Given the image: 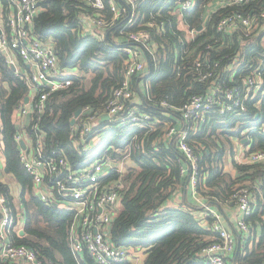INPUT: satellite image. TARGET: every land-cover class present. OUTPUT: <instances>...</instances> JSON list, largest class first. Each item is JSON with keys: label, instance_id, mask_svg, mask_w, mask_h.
Instances as JSON below:
<instances>
[{"label": "trees", "instance_id": "obj_1", "mask_svg": "<svg viewBox=\"0 0 264 264\" xmlns=\"http://www.w3.org/2000/svg\"><path fill=\"white\" fill-rule=\"evenodd\" d=\"M2 1L4 5L9 3ZM37 1L41 10L32 22L33 36L54 46L62 69L78 72L70 75L71 86L52 94L46 112L40 120L34 116L31 125L38 123L47 144L63 150L74 165L84 160L70 139L76 112L87 106L103 108L124 80L130 58L127 50L146 55L128 34L144 30L150 36L148 43L155 45L154 54L147 53L149 60L146 58L150 74L132 78L134 92L138 89L143 98L140 108L153 116V126L118 128L104 122L107 128L95 149L100 156L123 160L129 155L132 160L123 177L125 187L108 240L116 246L143 251L142 264H208L202 251L220 239L211 228L214 209L207 207L223 215V205L238 207L235 195L241 187H247L256 202V211L244 219L251 236L236 230L237 246L229 263L264 264V163L248 164L236 159V143L244 140L245 133L249 153L264 150V135L260 132L264 115L256 106L261 94L246 102V112L220 115L215 108L199 129L190 131L187 141L198 167L196 192L204 198V206L190 200V169L182 171L188 161L178 149L177 138L164 137L169 123L176 124V118L182 116L179 109L194 95L208 90L209 83L197 79L200 69L195 60L199 55L207 62L221 61L220 71L237 59L234 80L228 79L234 85L242 84L243 78L262 64L264 32L252 38L244 37L242 32L225 35L217 31V23L240 10L259 11L264 0L220 7L213 12H208L209 6L217 0H193L194 7L189 10H180L182 0H135L134 6L126 0H104L103 10L98 12L109 27L96 26L99 33L85 32V20L98 13L90 0ZM112 4L119 11L115 19ZM193 30L196 32L192 37ZM138 78L149 82L148 89L137 88ZM30 91L24 77L0 55V135L6 158L2 176H11L20 185L22 205L20 212L10 182L0 177V192L14 219L8 236L12 234L14 245L35 250L44 264H95L87 253L82 261L74 254L72 216L37 198L32 179L20 162L13 117ZM162 102L175 109L164 107ZM226 165L236 175L227 172ZM177 193L181 194V203L173 205ZM21 213L25 217L22 237L14 230ZM2 217L0 211V223ZM0 264L26 263L0 259Z\"/></svg>", "mask_w": 264, "mask_h": 264}, {"label": "built area", "instance_id": "obj_2", "mask_svg": "<svg viewBox=\"0 0 264 264\" xmlns=\"http://www.w3.org/2000/svg\"><path fill=\"white\" fill-rule=\"evenodd\" d=\"M135 5V0H126ZM255 0H217V8L226 6H246ZM15 8L5 24L0 22V55L5 56L6 62L15 66L10 52L16 51L32 70L23 75L30 88L29 101L23 102L17 110L18 131L14 134L20 151V162L32 179L37 198L46 205L58 207L72 216L71 242L75 254L87 253L95 264H131V248L116 246L108 240L112 222L120 208L121 193L125 187L123 177L127 168L132 166V160L126 155L123 160H116L110 155L100 156L95 151L104 137L107 127L104 122L115 124L118 128L152 127L153 116L138 110L133 104L135 92L132 78L145 74L147 63L138 50L129 49L130 58L126 62L124 80L115 88L103 108L93 109L90 106L82 109L75 118L71 129V143L78 151L83 163L74 165L63 150L47 144L45 134L38 123L31 125L34 116L40 120L46 112L47 102L53 93L71 86L70 75L73 70L62 69L52 44H45L33 36L32 22L41 8L37 0H8ZM95 11L104 8V0L89 1ZM194 7L193 0L181 2V9L189 10ZM115 18L119 11L112 4ZM91 22L100 29L108 28L107 22L100 16L92 17ZM217 31L232 35L242 32L244 37L252 38L264 32V5L259 10L247 9L234 12L222 17L217 23ZM195 30L190 32L193 37ZM130 41L140 45L148 54L153 55V44H149V34L144 31L128 34ZM209 49V47H208ZM237 59L232 65L220 71L221 61L207 62L199 55L195 65L200 72L198 81L208 82V90L200 95H194L187 104L179 109L182 122L180 125L171 124L167 128V138H177L178 149L185 155L190 169V184L194 195H197L196 184L198 177L197 158L187 139L190 131H196L204 123L207 115L217 108L220 115L244 113L247 111L246 102L258 94L261 98L256 106L264 115V61L260 66L247 74L242 84H232L234 80ZM148 89V87H146ZM164 107L175 109L166 102ZM72 119V120H73ZM32 128V132L28 131ZM264 135V120L260 128ZM25 141L26 147L20 145ZM248 141V139H247ZM245 139L236 149L238 161L248 164L264 163V150L248 152ZM0 145L4 148L2 136ZM187 172V168H182ZM237 206L242 218L237 226L242 234H248L250 227L244 220L246 216L256 211V202L247 187H241L235 195ZM208 210L210 208L207 207ZM0 211L3 215L0 223V259L1 261L23 262L26 264H44L38 258L35 250L24 245H14L7 240L8 231L14 224L11 209L0 192ZM211 228L219 236V241L210 244L202 253L208 264H230L229 257L236 250L237 239L225 225L223 215L211 210ZM25 223L21 213L18 224Z\"/></svg>", "mask_w": 264, "mask_h": 264}, {"label": "crops", "instance_id": "obj_3", "mask_svg": "<svg viewBox=\"0 0 264 264\" xmlns=\"http://www.w3.org/2000/svg\"><path fill=\"white\" fill-rule=\"evenodd\" d=\"M216 2L209 6L210 8H209L208 12H213L216 9H218L217 8V5H216ZM14 11H15V8L12 5H10V3H8L7 5H4L3 4V1L0 0V22H2L3 24H5L6 21H7V18L11 14H13ZM84 24H85V26H84L85 32H87V33H97L98 32L99 33V29L91 22V20H89V18L85 20V23ZM153 46H155V45L153 44ZM10 54H11V56L14 59V62H15V66H12V67H15L13 69L15 71H17V73H20L23 76V75H26L27 73H29L32 70V68L27 63H25L23 61V59L21 58V56L18 55V53L16 51H14V52L11 51ZM142 58L146 62V58L147 57H146L145 54L142 56ZM77 72H78L77 69L76 70H73V73H77ZM144 73H145V76H147L148 73L150 74V70H147V68H146V70H145ZM138 76L139 77L140 76L143 77L142 74H140ZM137 86H138L137 88H139L142 91H144L146 89V87H149V82L147 80L142 79V78H138ZM135 92L136 93H135V97H134L132 106H134L138 110H141L140 105L143 102V98H142V95L140 93H138V89ZM13 119H14L15 123H18L20 121V119L18 120L17 111L15 112ZM176 119L178 120V122L176 124L177 125H180L181 122H182V117L180 116L179 118H176ZM0 124H1V120H0ZM171 124H173V123L172 122L169 123V125L167 127H169ZM200 126H198L197 129H199ZM164 137L167 138L166 137V134L164 135ZM1 150H2V153L0 155V166H2V170L1 171H3L4 170V167H5V163H6V158H5L4 153H3V147L0 145V151ZM185 167L187 168V172H189L188 165H186ZM228 167H230V168L228 169ZM225 169H226L227 172H231L232 174L236 175V172L232 169V167L230 165H226L225 166ZM1 171H0V177L3 178V180H4L5 179V176L3 177L1 175ZM6 172H8V169H6ZM14 183L16 185H12L11 183H10V185H11V188H12L13 195L16 197L17 205L21 209L20 210V212H21L22 211V205H21V202L19 200L20 199L19 198V195H20L21 187H20L19 184H17V182H14ZM189 193H190V198H191L190 200H193L194 202L196 201V203L205 205L204 204V198L202 196H200L198 194L197 195H194V193L192 191V188H191V184H190V192ZM253 200H254V198H253ZM172 201L174 202L173 205H178L179 203H181V194L180 193H177L176 196L173 198ZM223 206H224V209H223V217H224V220H225V225L227 226V228L229 230H231L235 234H237L236 230L237 231L239 230L238 229V226H237V223L242 218V215L239 212L238 207H232V206H228L226 204H224ZM208 208L216 210L213 207H208ZM23 229H24V224L20 222L19 224H17V226H16V228L14 230L16 231V233L19 236L22 237L23 235L21 233H22V231H24ZM250 234H245L244 236L245 237H250L251 236ZM7 240L9 242H13V236H12V234H10L9 236L7 235ZM251 245H252V243H251ZM72 249H73V247H72ZM84 254L85 253H80V254H75V255L78 256V258L82 261L84 259ZM58 257L60 258V255H58ZM144 259H145V254H144L143 251H135L134 249H132V252H131V260H130L131 261V264H142L143 261H144Z\"/></svg>", "mask_w": 264, "mask_h": 264}, {"label": "rangeland", "instance_id": "obj_4", "mask_svg": "<svg viewBox=\"0 0 264 264\" xmlns=\"http://www.w3.org/2000/svg\"><path fill=\"white\" fill-rule=\"evenodd\" d=\"M243 136L245 137L244 139H245V141H246V143L248 142L247 141V135H246V133L245 134H243ZM239 142L238 143H236V149H238V147H239ZM1 153H2V150L0 151V155H1ZM237 159V158H236ZM238 160V159H237ZM230 167H228V169H229ZM2 170V166H0V171ZM1 175H4V172L3 171H1ZM5 179L8 181V182H10L12 185H16L14 182V180H13V178L11 177V176H5ZM204 206V205H203Z\"/></svg>", "mask_w": 264, "mask_h": 264}, {"label": "water", "instance_id": "obj_5", "mask_svg": "<svg viewBox=\"0 0 264 264\" xmlns=\"http://www.w3.org/2000/svg\"><path fill=\"white\" fill-rule=\"evenodd\" d=\"M183 1H185V0H182V2H183ZM201 29H202V27L199 28V30H201ZM13 68H15V67H13ZM28 101H29V97L26 98V102H28ZM81 112H82V109H79V110L76 112L75 117H78V116L81 114ZM74 124H75V118L71 121V125H74ZM245 142H246V141H245ZM245 142H244V143H245ZM20 145H21V147L25 148V147H26L25 141H21V142H20ZM21 234L24 235L25 232L22 231Z\"/></svg>", "mask_w": 264, "mask_h": 264}]
</instances>
